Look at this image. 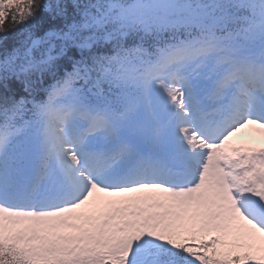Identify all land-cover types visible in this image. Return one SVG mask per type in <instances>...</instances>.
Segmentation results:
<instances>
[{
    "label": "snow or ice",
    "instance_id": "snow-or-ice-1",
    "mask_svg": "<svg viewBox=\"0 0 264 264\" xmlns=\"http://www.w3.org/2000/svg\"><path fill=\"white\" fill-rule=\"evenodd\" d=\"M0 264H264V0H0Z\"/></svg>",
    "mask_w": 264,
    "mask_h": 264
},
{
    "label": "rangeland",
    "instance_id": "rangeland-1",
    "mask_svg": "<svg viewBox=\"0 0 264 264\" xmlns=\"http://www.w3.org/2000/svg\"><path fill=\"white\" fill-rule=\"evenodd\" d=\"M249 134H250V133H246L245 136L242 137L241 139H245V138H247V137L249 136ZM241 139H240V140H241ZM238 142H239V141H238Z\"/></svg>",
    "mask_w": 264,
    "mask_h": 264
}]
</instances>
